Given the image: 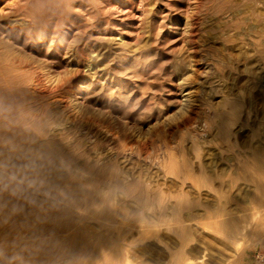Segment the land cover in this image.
<instances>
[{
	"label": "rangeland",
	"instance_id": "374dc122",
	"mask_svg": "<svg viewBox=\"0 0 264 264\" xmlns=\"http://www.w3.org/2000/svg\"><path fill=\"white\" fill-rule=\"evenodd\" d=\"M46 6L48 43L21 54L30 65L4 96L44 108L49 135L73 149L74 174L100 182L91 193L103 202L91 207L89 190L55 220H0V264H264V0ZM67 220L102 235L47 231Z\"/></svg>",
	"mask_w": 264,
	"mask_h": 264
},
{
	"label": "bare ground",
	"instance_id": "6f19581e",
	"mask_svg": "<svg viewBox=\"0 0 264 264\" xmlns=\"http://www.w3.org/2000/svg\"><path fill=\"white\" fill-rule=\"evenodd\" d=\"M47 1L48 0H17L14 1V3L11 1L13 4H11V7L9 6L10 9L8 13H0V37L7 38L9 41H13L10 46L4 44V42H2L3 40H1L2 43H0V220L2 221L13 220L19 216L28 218L32 215L34 216V218H38L40 221L44 218H47L48 220H55L58 218L59 213L64 212L68 214L65 209L66 204L74 207L79 206L81 200L83 201L85 193H89V190L91 193V189L97 188L98 183H100L98 180H84V176L81 175V173H73V168L80 170V162H77V159L73 160V155L71 152L73 149L70 150L62 147L60 140H57L55 137H51L49 135V129L47 128V115L44 108L29 106L30 104L28 106H16L17 104L15 106H8V100L4 96L6 91L11 90V88L17 87L16 81L19 78L21 70H23L27 66L29 67L30 65V60H23L21 54L24 53V51H26L27 49L31 50L33 53H40L41 50H43L42 44L44 46V44L48 43L49 36L51 34L50 29H48L49 27L45 31H43V33H40L41 31L39 32V27L48 17V10L46 6ZM15 16L20 17V19L24 20L27 24H23L24 26L20 24L22 28L17 30V27H15L12 23L13 21L10 20L11 17ZM14 21L17 22V20ZM61 38L62 37L60 36V39ZM17 45L20 49L17 48L16 51L14 49H16L15 47ZM37 45L41 46L37 48ZM59 47L53 52V55L59 54ZM32 62L33 65H39L41 61L34 60ZM235 111L234 114H237V111ZM236 116L237 115H235V117ZM225 117H227V115ZM230 117L231 116H229V118ZM227 122L229 123L226 118V123ZM223 125V127L226 128L224 121ZM255 161L253 160V162ZM239 167L240 169H242L241 166ZM248 168L249 166L247 165V169ZM252 172L249 171L251 175L253 174ZM246 173L248 174V171ZM255 174H257V172H255ZM252 176L254 177V175ZM251 179L248 180H250V183H253L251 182ZM254 181H256V179ZM254 184L255 183H253V185ZM259 188H261V186ZM259 193H261L260 190ZM261 196L263 198L264 195ZM92 197V201L90 202L91 207L97 208L96 206L101 199V194L94 193ZM49 201H54V203H50ZM102 202L100 204H102ZM185 204V202H181L180 207L185 206ZM104 211L105 216L110 217V210L107 208ZM61 217L62 216L60 215V218ZM223 224L224 222H222V225ZM85 226L75 228V223L73 225L67 220V223L65 222L62 228H48L47 231L50 233L63 234L69 231H74V236L78 239L80 238L81 240H83L84 243V241L90 238L94 233L93 231L91 234L89 226ZM224 227H228L230 229L226 222L224 224ZM43 231L46 230L38 228L35 234L42 235L41 232ZM100 234L102 235V233H99L98 235L101 236ZM96 244L98 246H95L93 249H96V251L98 252L102 251L103 246L101 245L103 244V242L101 245H99L98 243ZM88 245L82 244L81 248L83 249L86 246L87 248L91 247V245ZM106 246H104L105 249H107L111 245H109L107 248Z\"/></svg>",
	"mask_w": 264,
	"mask_h": 264
},
{
	"label": "built area",
	"instance_id": "2783aa9c",
	"mask_svg": "<svg viewBox=\"0 0 264 264\" xmlns=\"http://www.w3.org/2000/svg\"><path fill=\"white\" fill-rule=\"evenodd\" d=\"M257 259L261 262L264 263V251L261 254L257 255Z\"/></svg>",
	"mask_w": 264,
	"mask_h": 264
}]
</instances>
